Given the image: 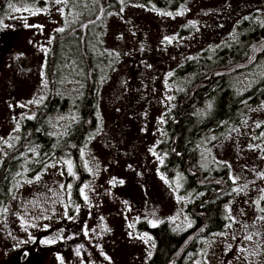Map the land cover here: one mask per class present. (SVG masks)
Returning a JSON list of instances; mask_svg holds the SVG:
<instances>
[{
    "label": "rangeland",
    "instance_id": "rangeland-1",
    "mask_svg": "<svg viewBox=\"0 0 264 264\" xmlns=\"http://www.w3.org/2000/svg\"><path fill=\"white\" fill-rule=\"evenodd\" d=\"M37 1L42 7L20 4L0 18V161L23 119L46 96L45 54L53 36L88 17L93 5L102 15L89 47L94 57L105 55L110 67L97 62L98 118L83 151L89 178L82 205L67 216L58 161L48 163L39 179L17 176L0 219V264H148L154 240L139 225L184 232L193 225L188 206L203 195L185 197L181 180L160 172L164 161L155 148L176 95L168 77L218 47L241 22L264 24V0H181L172 11L125 4L115 12L101 0H69V14L66 0ZM263 45L255 46L252 59ZM82 68L60 79L61 93L71 100L81 92ZM238 82L247 85L245 78ZM245 111L238 124L200 149L203 160L230 170L227 222L207 237L200 236L202 223L169 264L193 242L198 252H187L184 263L264 264V99ZM57 123L52 126L59 128Z\"/></svg>",
    "mask_w": 264,
    "mask_h": 264
},
{
    "label": "trees",
    "instance_id": "trees-1",
    "mask_svg": "<svg viewBox=\"0 0 264 264\" xmlns=\"http://www.w3.org/2000/svg\"><path fill=\"white\" fill-rule=\"evenodd\" d=\"M35 1L6 0L0 8V18L7 9L15 10L20 4L42 7L41 1ZM66 1L69 14L70 3ZM101 1L103 7L113 12L119 11L125 4L172 11L181 3V0ZM88 8L93 9L92 13L83 20L76 19L65 28L60 27L63 31L55 33L51 46L46 50V96L31 118L23 119L15 142L0 161V219L11 198L13 180L22 176L32 181L51 161L62 164L67 216H74L73 208L82 205L81 189L89 178L83 151L96 129L98 118L97 62L107 65L108 69L110 67L105 62V55L94 57L89 47V38L95 36L97 39L95 26L99 20L88 25L84 31L80 28L97 15L95 5ZM85 10L81 9L77 16ZM91 27L95 28L91 30ZM263 41L264 24L241 22L218 47L204 52L195 60H188L168 77L176 95L164 125V139L155 148L156 155L164 161L160 172L165 179L181 180L180 193L185 197L203 195L188 206L187 212L193 225L184 232L178 233L166 224L156 227H147L145 223L139 225L138 231L147 233L154 240L155 248L148 264H169L183 241L202 223L205 229L200 236L207 237L221 232L227 222L224 207L229 196L221 195L229 193L234 186L230 170L226 165L203 160L200 149L213 145L227 128L245 117L248 106L264 99V45L252 59L253 49ZM248 61L247 66L239 67ZM80 65L83 67V72H80L83 84L81 92L72 97V101L71 97L61 93L60 79L70 69L79 70ZM243 78L247 80L245 86L238 82ZM52 122H58L59 128L53 127ZM61 129L63 131L59 132ZM31 149H35V153ZM69 161L71 175L68 173ZM194 173L196 175L192 176ZM259 204L264 205V199ZM197 249L196 242L191 243L177 258L176 264H196L195 261L184 263L183 257L187 252H198Z\"/></svg>",
    "mask_w": 264,
    "mask_h": 264
},
{
    "label": "water",
    "instance_id": "water-1",
    "mask_svg": "<svg viewBox=\"0 0 264 264\" xmlns=\"http://www.w3.org/2000/svg\"><path fill=\"white\" fill-rule=\"evenodd\" d=\"M5 2H6V0H1V1H0V8L4 5ZM101 15H102V11L100 10V11L97 13V15H96L93 19H91L90 21H87L85 24H83V25L80 27L81 30L84 31V29H85L88 25H90V24H92V23L98 21L99 18L101 17ZM248 63H249V61H248L247 63H244L243 65H240L239 67H245ZM232 70H234V69H232ZM232 70H231V71H232Z\"/></svg>",
    "mask_w": 264,
    "mask_h": 264
},
{
    "label": "snow or ice",
    "instance_id": "snow-or-ice-1",
    "mask_svg": "<svg viewBox=\"0 0 264 264\" xmlns=\"http://www.w3.org/2000/svg\"><path fill=\"white\" fill-rule=\"evenodd\" d=\"M58 2H59V0H58ZM178 14H179V13H178ZM58 31H63V29H58ZM29 118H31V117H29ZM68 173H69V175L72 174L71 161L68 162ZM36 178L39 179V176H37ZM121 183H123V181H121ZM62 187H63V186H62ZM69 187H70V185H69ZM81 193L83 194V189H81ZM85 199H87V197H85ZM153 226H155V224H153Z\"/></svg>",
    "mask_w": 264,
    "mask_h": 264
},
{
    "label": "flooded vegetation",
    "instance_id": "flooded-vegetation-1",
    "mask_svg": "<svg viewBox=\"0 0 264 264\" xmlns=\"http://www.w3.org/2000/svg\"><path fill=\"white\" fill-rule=\"evenodd\" d=\"M3 51H4V50H2L1 53H2ZM191 175L194 176V175H196V174L194 173V174H191ZM225 194H227V192H226V193H223L221 196H223V195H225ZM203 227H205V225H204ZM203 227H202L201 229H203ZM201 229H200V230H201ZM200 230H199V231H200Z\"/></svg>",
    "mask_w": 264,
    "mask_h": 264
}]
</instances>
